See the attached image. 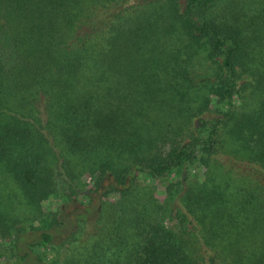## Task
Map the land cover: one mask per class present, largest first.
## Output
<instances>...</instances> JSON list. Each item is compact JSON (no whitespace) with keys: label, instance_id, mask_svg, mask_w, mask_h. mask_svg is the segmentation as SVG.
Wrapping results in <instances>:
<instances>
[{"label":"trees","instance_id":"obj_1","mask_svg":"<svg viewBox=\"0 0 264 264\" xmlns=\"http://www.w3.org/2000/svg\"><path fill=\"white\" fill-rule=\"evenodd\" d=\"M0 240V264H264V0H0Z\"/></svg>","mask_w":264,"mask_h":264},{"label":"rangeland","instance_id":"obj_2","mask_svg":"<svg viewBox=\"0 0 264 264\" xmlns=\"http://www.w3.org/2000/svg\"><path fill=\"white\" fill-rule=\"evenodd\" d=\"M95 181V178L92 176H85V178L83 179V183L85 185L86 189H90L91 186L93 185V182ZM62 194H58L57 192L54 194H51L48 199L43 203V210L45 213H49L51 211H55L57 208H62L64 213H77L80 211H84L85 206L87 205L86 201L83 199H78L70 204H66V205H62L65 203V201H67L66 199L61 200L60 198H62ZM97 202L95 201L94 204L92 205L91 209L96 208ZM87 208V207H86ZM63 213V214H64ZM69 220L71 221V217H69ZM42 221H48L46 218H42ZM42 221H37V223H34V225H38L41 226ZM24 223H28V222H24ZM24 225V224H23ZM22 226V225H21ZM3 247V242L2 240H0V247ZM38 253L41 252V254L44 257L45 261H49L51 259H53L54 257H56L58 255V252L54 249H50V250H37Z\"/></svg>","mask_w":264,"mask_h":264}]
</instances>
